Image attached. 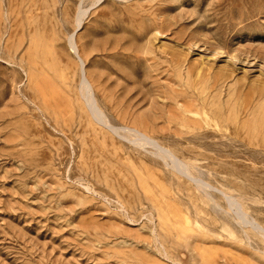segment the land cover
Listing matches in <instances>:
<instances>
[{"label":"rangeland","instance_id":"1","mask_svg":"<svg viewBox=\"0 0 264 264\" xmlns=\"http://www.w3.org/2000/svg\"><path fill=\"white\" fill-rule=\"evenodd\" d=\"M0 264H264V0H0Z\"/></svg>","mask_w":264,"mask_h":264},{"label":"bare ground","instance_id":"2","mask_svg":"<svg viewBox=\"0 0 264 264\" xmlns=\"http://www.w3.org/2000/svg\"><path fill=\"white\" fill-rule=\"evenodd\" d=\"M75 19V18H74ZM89 84V83H88ZM81 85H82V83H81ZM85 86H87V84L85 85ZM88 87V86H87ZM86 88V87H85ZM89 91H90V89H89ZM91 92V91H90ZM89 93V92H88ZM91 95H92V93H91ZM93 97V96H92ZM87 106V105H86ZM92 107H93V105H92ZM94 108V107H93ZM92 108V109H93ZM94 109H96V108H94ZM92 111V110H91ZM88 113H89V111H88ZM92 113H94V112H92ZM98 113H100V112H98ZM94 114H96V113H94ZM95 116V115H94ZM93 117V116H92ZM94 118V117H93ZM95 118H96V116H95ZM102 119V118H101ZM95 120H97V119H95ZM97 122V121H96ZM101 122V121H100ZM103 124H105V123H103ZM108 124V123H107ZM136 130H138V129H136ZM138 132H139V130H138ZM145 134V133H144ZM160 146V145H159ZM161 149V148H160ZM166 149V148H165ZM169 152V151H168ZM165 154L167 153V152H164ZM172 154V153H171ZM173 159L174 158H172V161H173ZM175 160H177V159H175ZM175 163H176V161H174ZM173 162V163H174ZM177 162H178V160H177ZM182 164V163H181ZM184 167V166H183ZM176 168V167H175ZM177 169V168H176ZM182 169V168H181ZM177 171V170H176ZM179 173H180V170H179Z\"/></svg>","mask_w":264,"mask_h":264}]
</instances>
